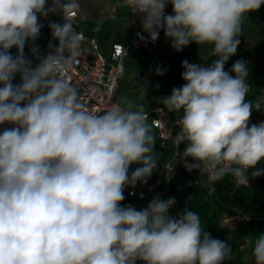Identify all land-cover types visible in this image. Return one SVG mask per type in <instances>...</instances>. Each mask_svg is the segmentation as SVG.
<instances>
[{
    "label": "clouds",
    "instance_id": "9594fccd",
    "mask_svg": "<svg viewBox=\"0 0 264 264\" xmlns=\"http://www.w3.org/2000/svg\"><path fill=\"white\" fill-rule=\"evenodd\" d=\"M48 4L0 0V126H11L0 132V264H225L230 244L206 232L195 211L170 216L174 197L155 196L140 210L121 206L125 188L146 184L158 166L156 135L143 105L126 97L102 114L84 107L61 75L81 54L63 13L75 0ZM122 6L133 17L128 26L139 19L151 42L163 30L177 52L190 43L211 46L215 59L183 61L185 83L159 101L181 114L174 143L184 144L185 168L207 171L209 183L230 175L248 186L249 174L264 175L257 168L264 162V121L250 125L253 110L264 112V95L248 99L245 60L225 69L245 16L264 0H122ZM53 13L63 18L48 25L58 44L50 43L33 66L25 45L38 38L40 17ZM165 71L157 67L155 74ZM133 164L141 166L129 175ZM251 264H264V233L254 238Z\"/></svg>",
    "mask_w": 264,
    "mask_h": 264
},
{
    "label": "crops",
    "instance_id": "0c3cea01",
    "mask_svg": "<svg viewBox=\"0 0 264 264\" xmlns=\"http://www.w3.org/2000/svg\"><path fill=\"white\" fill-rule=\"evenodd\" d=\"M47 6H52L51 0H49V4ZM168 7L172 11L171 5ZM72 8L76 10L78 15L76 19L78 27L85 33L93 35L98 40L102 50L108 47L113 41H124L121 40V38L124 35L125 26L131 29V27L128 26L127 10L122 6L120 0H75V7ZM53 22L63 23L62 14L53 13L49 14L47 17L41 16L40 23L43 27L41 28L38 38L34 42H27L25 45L24 53L33 61V65L36 61V58L31 52L33 47H41L46 53L50 51L49 44H52L53 37L48 25ZM129 33L130 37L131 32L129 31ZM160 40L152 47L157 48L159 52L154 54L151 52V48L148 53L150 54L146 61L148 73H153L157 67L163 68L166 59L174 50L171 47V42L166 41L161 44ZM240 40L241 43L238 47L236 55L230 58L225 65V69L230 70L232 64L239 59H243L248 63L250 85L248 99L253 100L258 96L264 95V6H262L258 11L251 12L245 16ZM184 48L191 52V55L186 59L189 63H211V61L215 59V57L210 55L211 46H198L195 43H190ZM11 51L15 54L16 49H12ZM152 56L160 58L161 61L158 63L152 62ZM206 60L207 62H205ZM125 77L126 73L122 82L119 83L116 92L117 101H119L122 97L127 98L129 95L130 90L122 84ZM15 81L18 83L20 82L18 75L15 78ZM171 90V88H164L162 90L163 93L158 99L151 97L149 102H147L148 104L146 103L144 107L146 108L150 105H161L159 103L160 99L169 96L171 94ZM118 91L120 93H118ZM176 114L179 116L181 115L180 113ZM251 122L252 124L262 122L261 113L257 112L252 117ZM5 127L11 126L3 125L0 126V129H4ZM183 149L184 144H182L180 148L182 156ZM155 153L158 166L153 171L152 175L168 158V151L166 149L159 148L158 150H155ZM261 164H264V162L257 165V168H259ZM126 189L127 187L124 190L125 199L121 202V206L131 205L129 198L126 196ZM237 194L248 200L256 199L259 196L256 186L241 188L238 190ZM196 197L201 198V201H208L204 208V211L209 216L207 227L223 231L225 233L224 241H227L232 248V257L230 260L225 261V264H251L254 238L259 234L264 233V202L244 209L235 206L229 207L218 201H212L211 199L213 198H211L210 195L204 194L203 191L199 189L197 190ZM237 209L248 211L251 214V220L246 223H239L232 218ZM250 235L252 236V239H249ZM137 264H141V262L138 261Z\"/></svg>",
    "mask_w": 264,
    "mask_h": 264
},
{
    "label": "built area",
    "instance_id": "2783aa9c",
    "mask_svg": "<svg viewBox=\"0 0 264 264\" xmlns=\"http://www.w3.org/2000/svg\"><path fill=\"white\" fill-rule=\"evenodd\" d=\"M122 4V0H120ZM125 8V7H124ZM126 9V8H125ZM127 13H128V9ZM167 13H171L169 7L166 8ZM67 20L73 26L75 37L80 42L81 54L77 57L71 68L64 73H61L69 82L74 85L80 96V101L84 107L95 114H102L113 103H116V92L119 83L123 79L126 70V59L132 50L149 52L155 46L156 42H151L147 39V33L143 32L139 19L131 24V36L125 41H113L108 46L107 50H102L98 40L90 34H86L78 27L77 12L72 7L63 10ZM129 20L133 19L131 14H128ZM141 37H144L142 39ZM58 44L57 40H52V45L55 47ZM37 54L34 56L36 61L33 66L38 63V57L47 54L41 47H36ZM32 52V51H31ZM14 83H18L14 81ZM147 116V121L152 125L157 138V145L161 149L168 151V158L162 166L151 175L146 184L137 182L135 187L128 186L126 196L129 198L131 205L137 210L147 207L153 197L159 196L166 200L165 181L167 177H174V188L177 191L194 190L199 187H204L207 195L215 194V184L218 182H208V172L204 170L188 171L180 152L181 145L177 148L174 143L175 135L179 131L177 120L179 115L170 113L162 105H150L144 108ZM258 111L253 110L251 119ZM262 121H264V112H260ZM191 162V161H189ZM235 187L249 188L254 186V178L249 174V185H237L235 180L230 175ZM180 208L173 206L169 210L170 216H175L181 212ZM234 218L239 223H246L251 220V214L248 211L237 209L233 214Z\"/></svg>",
    "mask_w": 264,
    "mask_h": 264
},
{
    "label": "trees",
    "instance_id": "16d2710c",
    "mask_svg": "<svg viewBox=\"0 0 264 264\" xmlns=\"http://www.w3.org/2000/svg\"><path fill=\"white\" fill-rule=\"evenodd\" d=\"M190 55L191 52L186 48H183V50L179 52H177L176 50L172 51L171 55L166 59L165 65L163 67V69H166V71L162 76V81L160 84L161 89H173L174 87H180L185 83V81L182 79V72L184 71L182 62L185 61ZM151 60L152 62L157 63L161 61L160 58H156L153 56L151 57ZM205 62H207V60ZM2 131L3 129H0V132ZM158 149L159 147L158 145H156L155 150ZM140 166L141 165L139 164L131 165L129 168V175H131V172ZM259 168L264 169V164H261ZM174 183L175 178L173 176L166 178V199L174 197L176 200L174 206L180 208L181 210L188 208L189 210L197 212L200 215L204 230L210 233L213 238L224 240L225 233L223 231L207 227L209 216L204 211V208L208 201H201V198L196 197L198 189L206 194L204 187L179 192L174 188ZM254 186H256L259 196L256 199L248 200L246 198L240 197L237 194L238 190L245 187H235L232 179L228 176H225L215 184V194L211 195V198H216L218 202L229 207L235 206L244 209L253 207L259 203L264 202V175L254 178Z\"/></svg>",
    "mask_w": 264,
    "mask_h": 264
},
{
    "label": "rangeland",
    "instance_id": "374dc122",
    "mask_svg": "<svg viewBox=\"0 0 264 264\" xmlns=\"http://www.w3.org/2000/svg\"><path fill=\"white\" fill-rule=\"evenodd\" d=\"M129 31L131 32V29L125 26L124 35L121 40L125 41L129 38ZM166 41L170 42V40L165 38V36L163 35L161 37L160 43L162 44ZM107 48L108 47H106L104 51H106ZM151 52L156 54L159 51L154 47L151 49ZM148 53L149 52L134 50L130 52L129 56L126 59V77L124 79V82L122 83L130 90L128 95L129 98L127 97V99L130 100L134 105H143V107L147 102H149V99L151 97H153L154 99H158L163 93V89H161L160 87L162 76H157L155 74V71L153 73L147 72L146 61L147 57L150 55ZM118 93L120 92L118 91ZM211 200L217 201L216 198H213Z\"/></svg>",
    "mask_w": 264,
    "mask_h": 264
}]
</instances>
